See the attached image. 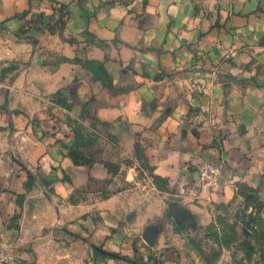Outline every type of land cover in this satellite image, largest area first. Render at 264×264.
I'll return each mask as SVG.
<instances>
[{
  "label": "crops",
  "instance_id": "crops-1",
  "mask_svg": "<svg viewBox=\"0 0 264 264\" xmlns=\"http://www.w3.org/2000/svg\"><path fill=\"white\" fill-rule=\"evenodd\" d=\"M0 22L7 264H126L157 194L199 222L240 182L264 202V0H0Z\"/></svg>",
  "mask_w": 264,
  "mask_h": 264
},
{
  "label": "rangeland",
  "instance_id": "rangeland-1",
  "mask_svg": "<svg viewBox=\"0 0 264 264\" xmlns=\"http://www.w3.org/2000/svg\"><path fill=\"white\" fill-rule=\"evenodd\" d=\"M61 23L65 24V20H61ZM4 28L3 22H0V33ZM93 63L94 66L101 67L99 63ZM0 68L2 83L8 75V69ZM8 90V86L0 85V92L4 94L3 98L1 95L0 108L8 105ZM79 123L83 125L82 120ZM89 123L88 126L97 129L95 121L89 120ZM95 134L91 132L89 139L93 140ZM77 148L73 150L76 160H89ZM136 156L140 160L139 187L148 189L146 178L149 169L143 160L141 149H138ZM110 167L116 172L117 168L113 165ZM152 181L158 190L165 187L163 179L153 178ZM150 198L154 197L150 195ZM155 198L159 213L142 226L140 241L134 242L133 252L116 255L126 264H264V202L259 198L255 186L245 182L238 183L236 194L229 202L207 199L204 204L208 209L206 221L200 222L188 212L179 214L176 210L178 200L174 196L165 199L157 194ZM143 201L149 203L147 190L144 191ZM0 251L10 253L2 244ZM35 261L44 264L42 261Z\"/></svg>",
  "mask_w": 264,
  "mask_h": 264
},
{
  "label": "built area",
  "instance_id": "built-area-1",
  "mask_svg": "<svg viewBox=\"0 0 264 264\" xmlns=\"http://www.w3.org/2000/svg\"><path fill=\"white\" fill-rule=\"evenodd\" d=\"M199 55H203L202 51L198 52ZM191 87L193 89H196L200 93H207L208 88L206 85L199 83V82H193L191 84ZM200 178L203 183V185L207 186H215L219 179V169L216 165L211 163H203L200 166ZM14 256L11 253H6L3 251H0V264H7L8 262L14 260ZM17 264H41L39 262L33 261H22L18 262Z\"/></svg>",
  "mask_w": 264,
  "mask_h": 264
},
{
  "label": "trees",
  "instance_id": "trees-1",
  "mask_svg": "<svg viewBox=\"0 0 264 264\" xmlns=\"http://www.w3.org/2000/svg\"><path fill=\"white\" fill-rule=\"evenodd\" d=\"M260 198V197H259Z\"/></svg>",
  "mask_w": 264,
  "mask_h": 264
}]
</instances>
